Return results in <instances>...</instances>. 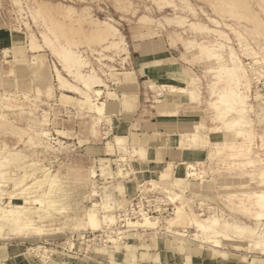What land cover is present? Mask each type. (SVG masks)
Listing matches in <instances>:
<instances>
[{
  "label": "rangeland",
  "instance_id": "374dc122",
  "mask_svg": "<svg viewBox=\"0 0 264 264\" xmlns=\"http://www.w3.org/2000/svg\"><path fill=\"white\" fill-rule=\"evenodd\" d=\"M4 1L35 57L23 48L17 86L0 88V208L35 226L0 219V264H264V0ZM80 49L134 67L103 78Z\"/></svg>",
  "mask_w": 264,
  "mask_h": 264
},
{
  "label": "crops",
  "instance_id": "0c3cea01",
  "mask_svg": "<svg viewBox=\"0 0 264 264\" xmlns=\"http://www.w3.org/2000/svg\"><path fill=\"white\" fill-rule=\"evenodd\" d=\"M13 23H14L13 18L9 13V9L7 8L5 1L0 0V88L3 89L8 88L9 86H17L21 78L20 68H19L20 65L18 61H20V59L22 58L21 54L23 48L26 49L25 51H26V58L28 63H30L32 59L35 57L33 56L30 42L29 43L27 42L25 36L13 30L12 28ZM32 47L35 48L36 45H33ZM40 56H46L47 59L50 58L49 54H44ZM137 62L139 64V59H137ZM33 70L34 69L32 68L28 70L31 81L33 77ZM146 70H148L147 66L146 67L144 66L142 68V65L141 66L139 65L138 70L135 72L139 74L140 78L149 77ZM138 100H139V96H138ZM171 114H176V112H171ZM157 129H158L157 127H150L149 129V136L151 137V141L155 142L156 144L159 143L162 144V147L157 148L158 153L156 154V157L162 159L164 156L165 159L171 160L170 159L171 157L168 153L164 155V150H165L164 148L168 146V140H169L168 134L165 132L156 133L154 130ZM147 151L148 150H146V152ZM169 152L171 151L169 150ZM173 153H174L175 161H190L193 159L192 153L187 150L179 151L178 149L175 148L173 150ZM178 157L180 158V160L177 159Z\"/></svg>",
  "mask_w": 264,
  "mask_h": 264
},
{
  "label": "bare ground",
  "instance_id": "6f19581e",
  "mask_svg": "<svg viewBox=\"0 0 264 264\" xmlns=\"http://www.w3.org/2000/svg\"><path fill=\"white\" fill-rule=\"evenodd\" d=\"M70 65V64H69ZM73 66V65H72ZM65 68H69V67H65ZM71 68H69V70H70ZM116 73V72H115ZM133 75H134V73L133 72H125V73H117V74H114V79L115 80H121L120 79V77H124V81L125 82H128V83H131L133 80H134V78H133ZM122 77V78H123ZM234 78L235 79H237L238 77L237 76H234ZM87 79V78H86ZM58 81H59V84H60V86H59V88L61 87L62 89L63 88H66L67 86H68V82H67V80L64 78V77H62L61 75H60V73H58ZM91 80H84V83H85V85L89 88V87H91ZM83 83V84H84ZM93 83V82H92ZM93 85V84H92ZM70 86V85H69ZM60 88V89H61ZM69 89H71L72 91L73 90H75V91H77L76 90V87L75 86H70V87H68ZM68 89V90H69ZM64 90V89H63ZM65 90H67V89H65ZM71 90H69V91H71ZM97 91V90H96ZM74 92V91H73ZM95 92V91H94ZM99 92H101V91H99ZM96 93V92H95ZM129 95V94H128ZM138 102V96H137V94H136V92L135 93H133V94H131L130 96H127L126 97V100L124 101V108H128L129 110H132L134 107H135V105H136V103ZM236 102H237V100H236ZM91 103V102H90ZM238 103V102H237ZM243 103V102H242ZM116 103H113V104H111L110 106L112 107V108H115L116 107ZM109 106V105H108ZM106 107V104L105 103H103L102 104V106L101 107H98V111H100V112H102L103 110H104V108ZM108 108V107H107ZM106 108V109H107ZM117 108V107H116ZM109 110V109H108ZM115 110V109H114ZM195 136V135H194ZM195 138V137H194ZM193 138V139H194ZM192 139V138H191ZM192 139V140H193ZM199 139V138H198ZM198 139H196V140H198ZM122 140H124V139H120V138H118V141L120 142V141H122ZM200 140V139H199ZM198 140V141H199ZM125 141V140H124ZM123 142V141H122ZM197 142V141H196ZM229 146V145H228ZM159 156V155H158ZM18 157V156H17ZM182 164H180L179 166H177V172H176V174H177V179H176V181H177V183H178V186H179V183L181 184V186H182V184L183 183H185L184 182V179H183V175H182ZM2 176H3V174H1V179H2ZM258 177V176H257ZM188 184V183H187ZM2 193V192H1ZM3 194V193H2ZM257 196V195H256ZM2 197V195L0 196V198ZM258 200L256 201L257 203H256V205H258V207H259V209H261V211H262V213L264 214V194H260V195H258V198H257ZM36 203H38L39 205H41V209H46V208H51V207H55L56 205H57V202H56V200H54V199H52V198H47V200L46 201H44V200H42V199H36V200H34ZM62 209H64V207H62ZM260 211V210H259ZM30 214H31V210L30 209H26V208H22L21 206H14V207H12V206H10V207H7V208H0V219L3 221V223L5 224V225H7V226H10L12 229H14V230H16V231H23L24 229H26V228H31V227H33V226H35V224H34V221L31 219V217H30ZM186 215V213H184V211L183 210H181V208H180V210H178V212H177V218L179 219H182L181 217H183V215ZM261 215V214H260ZM88 218H89V222L90 223H92V225L94 226H98V220H97V217H95V215H94V211H90L89 213H88ZM185 218V217H184ZM183 220V219H182ZM186 220V219H185ZM184 221V220H183ZM188 221V220H187ZM219 219L217 220V219H215V220H212V221H210V220H204V222L203 223H201L200 224V227L201 228H205V227H207V226H215L216 224H218L219 223ZM179 222H181V221H179ZM100 223V222H99ZM149 223V222H148ZM189 223V222H188ZM199 223V222H198ZM150 224H155V222L154 223H152V222H150ZM99 226H100V224H99ZM152 226V225H151ZM1 224H0V230H1ZM216 227V226H215ZM96 228V227H95ZM211 229V228H210ZM27 230V229H26ZM217 243V242H216ZM218 244V243H217ZM217 246V245H216ZM218 247V246H217ZM184 249V248H183ZM184 251V250H183ZM132 252V251H131ZM135 252V251H134ZM7 253V252H6Z\"/></svg>",
  "mask_w": 264,
  "mask_h": 264
},
{
  "label": "built area",
  "instance_id": "2783aa9c",
  "mask_svg": "<svg viewBox=\"0 0 264 264\" xmlns=\"http://www.w3.org/2000/svg\"><path fill=\"white\" fill-rule=\"evenodd\" d=\"M79 57L84 63V70L86 72H95L101 75L103 78H107L113 72H119L126 69H133V62L129 57H125L122 60L116 59L115 61H106L104 57V51H90L89 49H80ZM6 96H14V93H4ZM142 210H140L141 212ZM151 212V208L147 210ZM145 215V211H142Z\"/></svg>",
  "mask_w": 264,
  "mask_h": 264
}]
</instances>
